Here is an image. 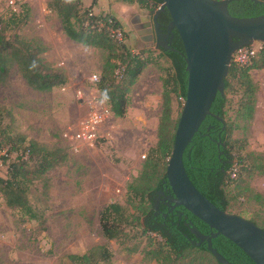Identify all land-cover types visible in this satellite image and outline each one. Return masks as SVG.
Returning a JSON list of instances; mask_svg holds the SVG:
<instances>
[{"label": "trees", "instance_id": "16d2710c", "mask_svg": "<svg viewBox=\"0 0 264 264\" xmlns=\"http://www.w3.org/2000/svg\"><path fill=\"white\" fill-rule=\"evenodd\" d=\"M118 1L127 5L137 4L148 11L162 4V0ZM252 8V4L239 0L232 2L228 9L232 16L239 18L263 15ZM47 9L57 15L64 34L70 40L105 53L97 89L114 117L125 118L129 106L128 94L142 73L155 64L154 51L129 47L127 35L117 16L113 12L95 13L93 5L85 6L83 0H48ZM29 12L30 7L25 5L20 14L11 12L9 17L0 16V84H7L17 68L32 89L50 92L68 83L66 72L47 62L44 56L48 47L41 39L10 32V27L26 20ZM169 19L165 17V22ZM119 32L122 39L117 37ZM261 44L256 56L246 65L236 63L233 56L225 95L218 94L213 102L211 112L224 119L226 128L217 118L208 116L184 154L185 169L196 188L219 209L231 214L238 212L241 203L237 204L243 199L264 207V196L250 186L254 177L264 175V156L246 151L233 138L241 122H249L254 116L258 88L251 72L264 70V43ZM170 47V51L161 50L160 53L170 61L173 74L163 82L158 143L147 156L140 175L128 186L129 209L120 203H111L102 211V232L108 241L120 242L128 253L141 254L148 263L221 264L206 244L197 245L186 224L205 235L211 232L209 226L182 207L169 213V207L162 202L159 212L155 210L158 192H170L166 171L180 118L173 116L172 97L185 100L188 86L185 51L179 35ZM231 95H239L240 98L235 105V119L227 122ZM225 153L230 157L227 159L230 164L223 168L220 161L225 160ZM68 157L64 148H49L16 133L5 124L4 109L0 107V161L7 167L6 176H2L0 171V199L10 209L23 212L30 220L41 219L30 202V188L49 171L64 164ZM164 214L167 216L164 217ZM259 218L262 217L257 213L249 220L264 230V219L260 221ZM131 231L135 233L136 241L128 247L125 243L131 240ZM213 247L231 264H255L224 236L214 239ZM60 264H113V254L108 246L97 245L86 253L66 256Z\"/></svg>", "mask_w": 264, "mask_h": 264}, {"label": "rangeland", "instance_id": "374dc122", "mask_svg": "<svg viewBox=\"0 0 264 264\" xmlns=\"http://www.w3.org/2000/svg\"><path fill=\"white\" fill-rule=\"evenodd\" d=\"M47 1L31 4L28 18L13 24L10 32L55 40L60 52L45 59L67 71L69 81L50 92H40L32 89L15 68L7 84H0V107L4 109L5 124L16 133L49 148H64L69 157L30 188V202L41 219L30 220L0 199V264H60L66 256L86 253L97 245L109 247L113 264H156L145 262L141 254L128 253L120 242L108 241L103 236L100 215L111 203L129 209L128 186L140 175L147 156L158 143L163 82L173 74L172 65L155 45L139 39L140 18L148 10L118 0H93L99 13L110 9L117 16L129 47L154 51L155 64L144 71L128 94L126 117H114L100 98L98 82L94 80L101 75L105 53L53 32L59 18L47 9ZM11 2L0 0V16L9 17ZM251 75L258 88L254 116L249 122H241L233 138L246 151L264 156V70L252 71ZM239 98L229 96L232 103L228 106L227 122L235 119ZM172 99L173 116L178 118L184 104L176 96ZM107 110L94 142L81 144L75 136L81 123L93 113ZM0 171L6 176L7 167L1 161ZM250 186L264 196V175L254 177ZM240 203L234 214L252 219L259 213L263 221L264 207L246 199L239 200L237 206ZM134 235L131 231V240L125 245L130 247L136 241Z\"/></svg>", "mask_w": 264, "mask_h": 264}, {"label": "water", "instance_id": "95a60500", "mask_svg": "<svg viewBox=\"0 0 264 264\" xmlns=\"http://www.w3.org/2000/svg\"><path fill=\"white\" fill-rule=\"evenodd\" d=\"M235 1L238 0H162L159 9L142 17L145 22L142 33L148 35L145 41L155 42L156 49L170 51L169 41L174 36L173 31H177L184 47L188 73L187 96L166 171L170 194L162 192L158 201L161 198L167 201L169 212L182 207L209 226L211 232L205 235L186 224L200 241L197 245L206 243L221 264L231 263L213 247V240L219 236L236 244L255 264H264V230L249 219L215 206L196 188L184 165L185 151L208 116L217 118L226 128L224 119L212 114L211 108L218 94L225 95L234 54L253 43H264V14L234 17L228 8ZM165 11L171 18L167 32L159 21ZM158 201L155 203L157 211Z\"/></svg>", "mask_w": 264, "mask_h": 264}, {"label": "built area", "instance_id": "2783aa9c", "mask_svg": "<svg viewBox=\"0 0 264 264\" xmlns=\"http://www.w3.org/2000/svg\"><path fill=\"white\" fill-rule=\"evenodd\" d=\"M38 1L39 0H12L11 12L20 14L25 5L30 6L31 4H34ZM160 5L155 10L159 9ZM117 37L119 39H122V33L119 32L117 34ZM255 44L238 50L234 54L235 62L240 65L248 64L252 60V58L256 56L262 45L261 43H257L260 44V47H256ZM94 80L96 82H99L100 77H95ZM180 100H182L184 104L185 100ZM106 112L108 113L109 111H104L102 114H98L97 112H95L87 120L81 123L79 131L75 134L76 138L81 142V144H89L94 142V140L97 138L98 127L103 122V117L106 116Z\"/></svg>", "mask_w": 264, "mask_h": 264}, {"label": "flooded vegetation", "instance_id": "af4514ba", "mask_svg": "<svg viewBox=\"0 0 264 264\" xmlns=\"http://www.w3.org/2000/svg\"><path fill=\"white\" fill-rule=\"evenodd\" d=\"M239 1V0H238ZM243 1H245L246 3H249V4H252V10L253 11H257V12H262V14H264V0H243ZM165 17H170V15H169V13H168V11H165L164 13H162L161 15H160V17H159V21H160V23L162 24V28H163V30H164V32H167V26H168V24H169V22L171 21V18L167 21V22H165ZM143 23L141 22V20H140V29H139V31H138V36H139V39L142 41V42H144V43H148V42H146L145 41V39H148V35L147 34H143L142 33V31L144 30V28H143ZM173 38L172 39H170V41H169V45L172 43V41L177 37V35H179L178 33H177V31L176 30H174L173 31ZM156 41V40H155ZM148 44H153V45H155L156 43L155 42H150V43H148ZM159 50H163L162 48H159ZM222 154H224V153H222ZM226 155H224V158H225V160H221L220 162L222 163V165H223V168H225V167H228L229 166V164H230V161L229 160H227V159H229L230 157H229V155H227V153H225ZM223 155H221V157H222ZM222 172H224V171H222ZM163 191H160V193L158 192V196H157V198H156V203H157V201H158V199L161 197V193H162ZM166 193V195H169L170 194V192H165ZM159 202V201H158ZM165 203L168 207H169V210H170V206L168 205V203H167V201H165L163 198H161L160 199V206H159V210H160V207H161V203ZM179 208H176V209H174L173 210V212L175 211V210H178ZM159 210L157 211V212H159ZM173 212H169V213H173ZM182 214H184V212H181ZM166 214H164V217H166L165 216ZM179 216H182L181 214L179 215ZM195 240H197V239H195ZM197 242H200L199 240H197ZM203 244H206V243H203ZM203 244H201V245H203Z\"/></svg>", "mask_w": 264, "mask_h": 264}, {"label": "crops", "instance_id": "0c3cea01", "mask_svg": "<svg viewBox=\"0 0 264 264\" xmlns=\"http://www.w3.org/2000/svg\"><path fill=\"white\" fill-rule=\"evenodd\" d=\"M84 1V4H85V6H91V5H93V7H94V12L95 13H99L98 12V10H97V8H98V5H96V3H95V1H93V0H83ZM104 1V0H103ZM113 10H114V6H113V8H112ZM104 10H107L108 12H112V11H110V9H104ZM151 11V10H150ZM150 11H148V12H146V14H144L143 16H145V15H148L149 14V12ZM143 16H141V18H140V20H141V22L144 24L145 22L144 21H142V17ZM60 25V26H59ZM49 30L51 31V28H49ZM54 30H56L55 31V33L56 34H59L61 37H64V36H66L65 34H64V32H63V28H62V24H61V22H60V20H59V23H58V27L57 28H55V29H53V32H54ZM60 31V32H59ZM67 37V36H66ZM67 39L69 40V41H71V42H74V41H72V40H70L68 37H67ZM43 40V42H44V44L48 47V51H47V53L45 54V58L47 59L48 57H49V55L51 54V53H53V52H60L59 51V49H58V43L55 41V40H46V39H42ZM74 43H76V42H74ZM76 44H78V43H76ZM78 45H81V44H78ZM83 46V45H82ZM144 73V72H143ZM142 73V74H143ZM66 74H67V76H68V73H67V71H66ZM141 77V76H140ZM139 82V81H138ZM138 84V83H137ZM135 87V86H134Z\"/></svg>", "mask_w": 264, "mask_h": 264}]
</instances>
